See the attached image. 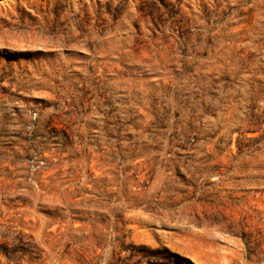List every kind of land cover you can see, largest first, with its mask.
<instances>
[{
    "label": "rangeland",
    "instance_id": "obj_1",
    "mask_svg": "<svg viewBox=\"0 0 264 264\" xmlns=\"http://www.w3.org/2000/svg\"><path fill=\"white\" fill-rule=\"evenodd\" d=\"M0 264H264V0H0Z\"/></svg>",
    "mask_w": 264,
    "mask_h": 264
}]
</instances>
